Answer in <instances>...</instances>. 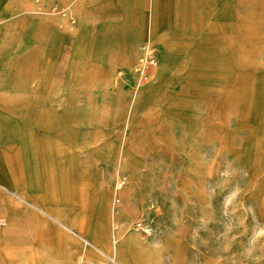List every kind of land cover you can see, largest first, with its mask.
I'll return each instance as SVG.
<instances>
[{"label": "crops", "instance_id": "crops-1", "mask_svg": "<svg viewBox=\"0 0 264 264\" xmlns=\"http://www.w3.org/2000/svg\"><path fill=\"white\" fill-rule=\"evenodd\" d=\"M247 8L250 17L264 1L0 0V249H76L72 264H102L99 253L114 264H167L170 242L149 245L128 223L111 245L116 217L136 215L133 181L118 191L126 204L112 202L116 170L136 179L141 163L129 120L159 84L138 92L132 66L152 44L161 63L153 74L175 71L195 45L236 31Z\"/></svg>", "mask_w": 264, "mask_h": 264}, {"label": "rangeland", "instance_id": "rangeland-1", "mask_svg": "<svg viewBox=\"0 0 264 264\" xmlns=\"http://www.w3.org/2000/svg\"><path fill=\"white\" fill-rule=\"evenodd\" d=\"M244 13L236 31L195 45V55L177 57L176 70L168 74H153L156 66L142 71L147 44L142 45L132 86L139 92L159 84L145 93L142 116L129 120V144L141 163L136 179L116 170L112 202L117 208L126 204L115 202L122 198L116 181L126 174L125 186L133 181L136 215L116 217L111 245L121 224L128 223L149 245L164 248L170 242L162 251L167 264L175 254L181 264H264V11ZM182 60L188 61L187 70L178 66ZM100 219L93 216V222ZM60 250L65 263L56 258ZM0 251L4 264H34L46 256L48 264H72L66 258L76 255V249L60 248L12 257L9 249ZM99 254L102 264H114Z\"/></svg>", "mask_w": 264, "mask_h": 264}, {"label": "built area", "instance_id": "built-area-1", "mask_svg": "<svg viewBox=\"0 0 264 264\" xmlns=\"http://www.w3.org/2000/svg\"><path fill=\"white\" fill-rule=\"evenodd\" d=\"M143 51H144V54L141 57V69L143 72H146V69L148 67L157 65L158 53L153 51V49L149 46V44H147L146 46H143ZM127 180L128 178L126 174L120 175L116 181V187H118L119 189L124 187L127 184ZM116 202L120 203L121 199L118 197L116 199ZM6 224H7L6 218L0 216V226H4ZM144 232L146 234H150L151 233L150 227H145Z\"/></svg>", "mask_w": 264, "mask_h": 264}, {"label": "bare ground", "instance_id": "bare-ground-1", "mask_svg": "<svg viewBox=\"0 0 264 264\" xmlns=\"http://www.w3.org/2000/svg\"><path fill=\"white\" fill-rule=\"evenodd\" d=\"M121 192H123V191H121ZM121 192H120V193H121Z\"/></svg>", "mask_w": 264, "mask_h": 264}]
</instances>
